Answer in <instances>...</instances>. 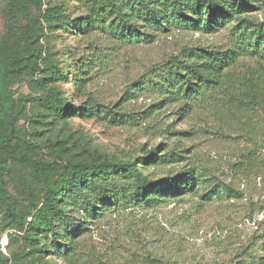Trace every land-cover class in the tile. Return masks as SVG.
Returning a JSON list of instances; mask_svg holds the SVG:
<instances>
[{"label": "rangeland", "instance_id": "obj_1", "mask_svg": "<svg viewBox=\"0 0 264 264\" xmlns=\"http://www.w3.org/2000/svg\"><path fill=\"white\" fill-rule=\"evenodd\" d=\"M26 1L18 11L14 0H0V40L9 29L41 33L42 16L56 6L70 19L55 36L44 27L41 41L66 78L15 81L16 99L27 104L17 123L21 135L42 146L62 141L68 156L123 162L159 148L162 159L143 166L145 175L161 179L195 168L204 180L196 185L201 190L154 207H111L95 219L76 212L81 227L65 237L67 248L46 240L42 256L21 233L4 231L0 214V264H257L264 258V59L239 56L210 102L184 111V101H163L147 88L156 69L198 49L230 50L229 28H173L151 44L127 45L99 29L76 33L73 20L87 13L80 0ZM259 3L248 17L264 26V0ZM52 84L75 114L51 116L45 99ZM21 181L12 171L8 189L26 211ZM215 186L227 192L215 195Z\"/></svg>", "mask_w": 264, "mask_h": 264}, {"label": "trees", "instance_id": "obj_2", "mask_svg": "<svg viewBox=\"0 0 264 264\" xmlns=\"http://www.w3.org/2000/svg\"><path fill=\"white\" fill-rule=\"evenodd\" d=\"M80 1L87 13L73 20L77 24L76 33L99 29L127 45L151 44L159 34L173 28L206 33L230 29L233 45L230 50L198 49L187 53L184 59L172 57L156 69L157 78L147 88L163 96V101H184V111L210 102V94L221 85L227 68L239 56L264 59V26L248 17L263 0ZM26 4V0H14L13 6L21 11ZM64 10L63 5L56 6V10L50 8L42 16L46 31L54 36L70 19ZM44 27L41 26V33L9 29L0 40V214L5 215L4 231L21 233L32 242L34 254L41 256L46 253L43 244L46 240L67 248L63 243L65 237L74 236L81 227L76 212L95 219L101 215L99 212L111 207L150 208L201 190L196 185L203 187L204 180L195 168L161 179L145 175L143 166L162 159L157 155L159 148L140 161L123 162L107 156H68L62 141L42 146L31 139V134L23 137L17 123L26 116L27 104L16 99L15 81L25 76L31 82L42 77L50 83L66 78L51 61L53 54H47L45 43L41 42L46 36ZM143 88L141 85L139 90ZM59 92L52 84L45 99L54 119L66 118L77 111ZM230 107L227 104L223 109L227 111L225 108ZM15 170L23 180L18 192L28 201L26 211L8 189L9 177ZM214 192L222 195L227 188L215 186ZM257 264H264V258Z\"/></svg>", "mask_w": 264, "mask_h": 264}]
</instances>
